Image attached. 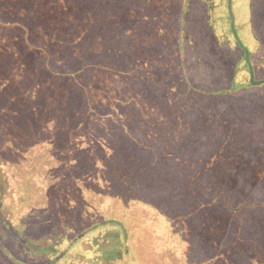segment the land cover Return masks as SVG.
<instances>
[{
	"label": "rangeland",
	"instance_id": "1",
	"mask_svg": "<svg viewBox=\"0 0 264 264\" xmlns=\"http://www.w3.org/2000/svg\"><path fill=\"white\" fill-rule=\"evenodd\" d=\"M119 1L121 4L118 0H94L85 10L83 2L73 0H11L17 5L13 7L8 2V7L0 8L1 12L14 8L16 17L13 18L29 28L27 31L17 25L0 31V88L9 82L11 75L14 83L19 84V88L15 87L20 90L18 109H26V113L31 110L25 100L37 98L31 104L39 105L38 116H26L34 122L38 120L37 135H41L42 143L50 151V156L44 158H53L45 166L37 163L40 168H36L32 164L34 152L31 149L23 153L21 169L7 168L9 185L15 190V201L6 200L8 204L0 205V217L5 216L10 220L8 222L19 225L37 209L52 210L53 213L44 215L46 223L51 224L56 216L62 215L63 225L56 226L51 233L45 234L46 238L41 236L39 239L40 245L49 242L55 247L50 257H61L60 253L69 247L73 256L81 255L87 248L95 252L96 247H91L95 237L100 238L104 250L114 246L111 238V242L106 243L98 233H91L84 246L83 243L72 246L65 230L68 227L74 230V225H70L72 220L87 227L103 218L106 211L110 214L115 207L114 201L126 199L124 194L128 187L131 191L134 188V194L139 197L145 194V200H156L157 195L160 200L167 198L165 203L158 204L166 211L175 209L172 217L181 209H184L181 211L184 215H191L187 212L198 205L193 192H189L190 183L198 175L197 157L185 164L188 169H177L173 165L170 168L168 164L167 171L162 168L159 171L158 167L150 174L165 182H152L150 175L137 171L138 165L147 162L145 147L167 146L170 140L176 141L179 136H184L183 145L196 147L198 133L206 128L212 133V123L217 134L230 138L235 133V113L242 119L259 120L264 114V85L257 84L264 78V68L261 67L264 61V0H188L183 16L186 28L182 32L180 26H168L174 20L179 22L182 19L180 9L175 17L176 11L173 16L170 12L180 6V0ZM1 3L4 2L0 1L3 6ZM62 3L64 6L59 5ZM130 21L133 25H128ZM129 28L136 30L141 42L147 39L151 30L162 35L163 42L169 34L172 35V30L177 31L180 34L176 44L179 43L181 48V66L172 61L174 57H170L172 53L167 51L157 56L150 54L149 58L139 59L136 63L124 60V49L129 50L127 56L130 57L134 46ZM2 32L8 37L3 38ZM118 46L119 65L116 66L111 62ZM23 53L27 55L20 56ZM151 57L155 59L151 61ZM16 62L19 64L13 67ZM252 66L253 87L240 90L238 86L233 94L222 93L235 81L246 83L250 80L248 70ZM56 69L72 75H53L51 71ZM183 79L195 89L188 100L179 92ZM226 107L230 112H226ZM189 108L194 121L185 117ZM131 144L139 147V154H135L137 148L127 149ZM263 144L264 138H259L251 143V147L258 150ZM120 146L126 150L119 161V152L117 157L114 154ZM31 164L34 168L29 167ZM253 167H257L256 161ZM136 171L138 177L132 185L127 174ZM183 172L184 175L178 174ZM28 174L33 179L31 188L19 190L18 183ZM255 175L252 183L263 186L264 172ZM14 176L17 180L13 179ZM224 182L217 183L219 190L203 203L199 213L183 219L174 218L169 224L164 222L163 234L158 238L147 237L146 243L148 240L161 241L166 247L164 255L183 263V257L192 253V248L190 252L182 248L184 242L192 239L194 232L201 234L200 231L208 227L204 237L207 240L215 237L210 254L215 257L219 253V264H264L262 255L247 249L248 244L259 240L252 239L251 243L244 240L246 238L238 231V223L231 220L234 214L223 209L225 203L231 205L233 202ZM233 185L234 182L230 181L229 192H232ZM134 194H128L127 200ZM20 195H29L26 202L32 206L16 210L20 208L17 204ZM251 198L249 202L253 201ZM11 202L15 206L12 207ZM236 204L241 206L243 202ZM220 209L227 218L222 211L220 215L216 214ZM58 210L62 212L58 213ZM210 211L213 214H205ZM116 213L119 214V210ZM2 220L5 219L2 217ZM114 251L110 250L104 257L107 264H113ZM96 254L87 253L86 259L79 263L61 258L59 264H102L94 261L101 256ZM130 254L127 264L141 263L134 250ZM144 255L155 258L159 254L151 244L147 245ZM208 259L201 264L217 260ZM23 262L30 263L25 257Z\"/></svg>",
	"mask_w": 264,
	"mask_h": 264
},
{
	"label": "trees",
	"instance_id": "2",
	"mask_svg": "<svg viewBox=\"0 0 264 264\" xmlns=\"http://www.w3.org/2000/svg\"><path fill=\"white\" fill-rule=\"evenodd\" d=\"M3 3H1L3 6H0V8H5V6L8 7V2L13 5V7L16 4L12 3L11 0H0ZM66 2L69 0H65ZM76 3L83 2V6L85 7V10L88 9L90 5L93 4L94 0H73ZM188 0H180V6H177L174 10L170 11L171 15H177V9H180L182 12V19L181 21L176 20L173 21L172 24H169V27H177L180 26L181 32L186 28V19H183V16L186 12V3ZM118 2L121 4V1L118 0ZM20 5V3H18ZM60 6H64V4H59ZM179 5V4H177ZM32 8V7H29ZM14 8L12 10L7 9L5 12L0 11V31H6V28H9L12 26V28L16 27L17 25L20 26L23 30H29V28H26V26L22 25V23H17L18 19L13 18L16 17V14H13ZM133 25V22L130 21L128 25ZM172 28V29H173ZM129 32L132 33V36L134 38V46H133V52L130 54L131 56L128 57L127 53L129 52L128 49H124L126 52V58L124 60H129L130 62L136 63L139 59L149 58L150 54H153L154 56H157L162 54L163 52L167 51L171 54L170 57H174L172 61L176 64L181 62L179 60V57H181V48L178 42L179 35L177 31L172 30V35L169 34L168 37H166V41H162V35L159 36L154 31L151 30V32L148 33L147 39L144 42H141L139 40V36L133 29L129 28ZM14 31V30H13ZM1 34V33H0ZM3 38H7L8 35L5 36V33H3ZM108 33H105L107 35ZM26 40V37H25ZM129 42L132 43L130 40ZM27 55L26 53L21 54ZM32 57V56H31ZM155 58L151 57V61H153ZM36 60V59H34ZM264 60V59H263ZM136 61V62H135ZM20 62V61H19ZM19 62H16L13 67L16 66V64H19ZM93 63V62H92ZM117 64L119 65V46L115 48L114 56L112 59L111 64ZM94 64V63H93ZM261 67L264 68V61L261 63ZM20 70V69H19ZM24 71V70H22ZM57 71V72H56ZM56 71H51V73L57 74V76L61 77H69L72 75L71 72L67 73H61L59 69H56ZM181 74L184 73V69L181 68ZM251 79L254 81V68L253 66L249 68L248 70ZM182 76V75H181ZM53 78V77H52ZM184 78V76H183ZM51 79V78H50ZM248 80L245 82H238L235 81V83L231 84L229 90H223L222 93L224 94H233L235 88L238 86L241 87L240 90H248L251 87H253L254 82L252 80ZM23 80V79H22ZM24 81V80H23ZM238 84V85H237ZM257 84L264 85V78L260 80ZM19 84L14 83V80L11 75H9V82L2 86L0 89L2 92H0V205H6L9 201H15V198H13V192L14 189L11 190V186L8 182V170L7 168H12L13 170L15 168L16 171H18L16 168H22L21 166L23 164V153L27 152L28 150H33L34 155L32 159V164L36 165V168H40V165L45 166L47 162L53 161V158L50 157V159H45L44 157L46 155L50 156V151L46 148L42 142L41 135L38 134L37 127L39 126L38 120L35 122L31 117H28L26 115L38 116L37 107L39 105L34 106V101H37V98H28L25 101L27 102V107L31 110L30 113H26V109H18V90ZM20 91V90H19ZM195 89L192 85H188L185 79H183L182 88L180 89V95L182 98L189 99L191 92ZM171 94H174L173 92ZM45 104V102H44ZM192 109L189 108L187 112L185 113V117L190 118L191 121H194L191 119V111ZM226 112H230L228 107H226ZM230 116H233L230 113ZM229 116V117H230ZM229 125L226 127L228 128ZM212 128L214 129V133H210L209 129H203L201 132L198 133L195 141V146H185L182 143V140L184 136H179V138L175 140H170L169 145L164 146L161 145L158 147V144L153 145L156 147H150L147 146L145 149L148 151V157L147 162L144 164L138 165V172H141L145 175H150V180L152 182H162L165 180L159 177H154L151 174L152 172L156 171L158 168L159 171H161V168L163 171L166 170V166L171 168L173 167L177 169H188L187 165H185L187 162L193 160L194 156L197 157V177L194 182L190 183L191 188H189V192L195 195V200H197V195L199 191H202L203 188L201 187V180L198 178L199 175H201V160L198 159V149L201 148V145L198 147V136L201 137L204 135H208L209 138H216L217 135H221V140H217V148L218 151L216 152L218 155L216 156L217 159V165H219L218 158L221 159L222 162H225L227 158L235 159L233 156H235V151L231 147V144L229 143V140H232L234 138L233 135L230 136V138L227 139V136L222 134H217L216 128L214 123H212ZM253 132L257 131L261 133V136H264V114L262 115V118L258 120L253 126H252ZM25 131V132H24ZM186 136V135H185ZM249 139L244 142V144L247 147V155H253L256 154L257 156L264 154V147L263 145H260L258 150H254L251 147V143H253L254 140L259 139L258 135H251L248 137ZM35 139V140H33ZM181 139V140H180ZM33 140V141H31ZM40 142L35 144L36 142ZM21 142H25L24 145L21 144ZM27 142H30V145H27ZM34 144V145H33ZM155 144V143H154ZM230 147V148H228ZM137 148V149H135ZM139 147L131 144L127 149H135V154H139ZM153 148V149H152ZM228 148V149H227ZM124 149L122 146L117 148L116 153L114 154L116 157L118 156L119 152V161L120 157ZM142 150L141 148V156H142ZM193 153L192 151H195ZM244 151H242V154ZM195 154V155H193ZM116 157L113 156V159ZM134 158V157H133ZM238 158V157H236ZM155 161L157 164H155ZM38 163V164H37ZM29 165L31 168H34V165ZM205 165V164H204ZM131 172L127 174L130 179H128L129 182L133 185L135 177H138V173ZM151 173V174H150ZM183 173H178L184 175ZM220 176H223L220 174ZM13 179H16V176L13 177ZM17 180V179H16ZM15 180V181H16ZM218 181V179H217ZM219 183L223 182L222 180L218 181ZM232 182H236L232 180ZM128 183V182H126ZM177 184L179 183L176 182ZM33 184V179L31 175H25L23 177V180L18 183V189L25 190L27 187L28 189L31 188ZM200 185V188L198 186ZM217 185V184H216ZM54 186V183L52 184ZM17 189V190H18ZM194 191H193V190ZM154 190V189H153ZM129 191V192H128ZM128 191L126 194H134V188L131 191V187H128ZM161 192H164L161 190ZM187 193V192H186ZM122 194V193H121ZM38 196V195H37ZM124 201L122 199H118L117 201H114L115 207H113L112 210L109 212H105L103 215L104 217L100 220L95 221L94 224H90L89 226L82 227L80 222H75L72 220V223H70L71 226H73L72 230L71 228H67L65 230L66 235H68L66 238L69 240V243L74 246L75 244H82L83 246L85 244V239L89 238L91 233H98L100 237H103V240L108 243L110 238L115 243L114 246L107 249H103L100 246L99 240L100 238L95 237V242L92 243V246L96 247L97 251H92V249L87 248L85 249V252H83L81 255H75L73 256L70 251V247L66 249V251L61 252V257H50L52 253L55 251V247L53 245H50L49 242H47L45 245L39 244V239L41 236L47 237L45 234L51 233L53 228H60V226L63 225V221L61 219L62 215L56 216V219H54L51 224L46 223L45 214H51L53 213L52 210H39L37 209L34 211V213H31L30 215H27L23 221V224L19 225H13L12 223L8 222L9 219H7L5 216L0 217V264H24L23 259L24 257L29 260V264H59L61 261V258H66L67 260H74L76 262H80L86 259L85 255L87 253H92L93 255H97L96 253H99L101 256L94 259L95 262L107 264V261L104 260V257L107 256V254L110 252V250H115L113 252V264H127L128 259L130 258V253L137 255V258L141 260L140 264H190L189 262H192L191 264H198L200 262L204 263L205 261H208L211 257L216 258V261H213L211 264H219L220 261H218V258L220 257L219 253L215 254V257L213 254H210V251H213L212 244H214V241H216L215 237L212 239H208L205 236V231H207L206 227L203 229L201 234L193 233L192 239L186 240L185 245H182V248H185V252H190V248H192V253L190 255H186L185 257L179 258L182 259L181 263L180 261L171 260L169 257H166L164 255L166 251V247L161 244V241L156 240H148L149 243H146L147 240H145L147 237L148 239L151 238H158V236H161L163 234L164 230V222L169 224L168 222H172L174 218H180L183 219L187 218V216H191L194 213H199L201 211V206L203 203H199L195 209H192L191 211H188L187 213L191 215H184L181 211L184 209L178 210L175 216L172 217V214L174 213L175 209H168L166 211L162 208V206L158 203H165L167 201V198H162L160 200V196L157 195V199L153 200H145V194H141V197L137 196L136 193L134 195H131L129 200H127V197ZM42 196L39 194V198ZM50 197V193H49ZM173 195L170 197L172 198ZM187 197H190L189 193H187ZM233 197V196H232ZM19 200L17 201V204L20 206V208L16 210H23L27 209L28 207L32 206L31 204H28L26 200H28L29 195L26 196H18ZM147 198V197H146ZM175 199H178V197L175 196ZM33 200V199H32ZM234 200V197H233ZM253 201H244L241 206H236L237 202H232L231 205H227L225 203L223 205V209L229 211L230 213L234 214L232 217L236 221V224L238 223V231L243 234V238H246L244 240L251 243L250 240L252 239H258L259 241L254 242L252 244H248L247 249H251L252 251L256 252L257 255L264 257V195H258L253 196L251 198ZM13 202L10 203V205L13 207L15 205H12ZM132 202V204H130ZM197 202V201H196ZM22 204V205H20ZM4 207V206H3ZM52 208V206H51ZM8 210V209H7ZM14 210V209H13ZM34 209H31V211ZM119 210V214L116 212ZM228 217L225 212L220 209L217 211L216 214L220 215V212ZM62 211L58 210V213H61ZM213 211L206 212V215L213 214ZM186 213V214H187ZM214 214V215H216ZM65 215V214H64ZM196 216V215H195ZM235 216V217H234ZM23 220V219H22ZM230 220V221H231ZM10 221V220H9ZM228 221V220H227ZM73 224V225H72ZM55 225V226H54ZM246 234V235H245ZM238 237V236H237ZM43 239V238H42ZM159 243V244H157ZM153 244V249L157 250V253L159 255H156L155 258H151V256L147 257L144 255L145 250L147 248V245ZM175 244V243H172ZM87 245V244H86ZM210 245V246H209ZM88 246V245H87ZM149 247V246H148ZM150 249V247H149ZM118 250V251H117ZM101 260V262H100ZM144 262H143V261ZM209 264V263H208Z\"/></svg>",
	"mask_w": 264,
	"mask_h": 264
},
{
	"label": "crops",
	"instance_id": "3",
	"mask_svg": "<svg viewBox=\"0 0 264 264\" xmlns=\"http://www.w3.org/2000/svg\"><path fill=\"white\" fill-rule=\"evenodd\" d=\"M255 82V81H253ZM214 110V109H212ZM236 120L233 125L235 133L233 135L231 147L235 151V159L227 158L225 162H222L218 158L219 165H217L216 152L217 140H221L224 137L217 135L216 138H209V136H198V159L201 160V175L198 177L201 180L202 191L196 193L197 204L209 201L211 197L219 190L217 183L219 180L225 181V190L234 197V202H244L249 197L264 195V185L259 183H252L256 179L255 173L264 172V155L257 156L256 154L247 155V147L244 144L247 138L253 135H258V138H264L261 133L253 132L252 126L259 120L258 118H239V114L235 113ZM250 129V130H248ZM249 131H251L249 133ZM214 133V129H212ZM227 139L229 138L228 135ZM264 147V144H263ZM230 148V147H228ZM227 148V149H228ZM231 149V148H230ZM242 151L244 153L242 154ZM238 157V158H236ZM257 163V167H253V162ZM205 164V165H204ZM222 174L223 176H220ZM218 179V181H217ZM237 180L232 188V192H229L230 181ZM200 188V185L198 186ZM209 218V216H206Z\"/></svg>",
	"mask_w": 264,
	"mask_h": 264
}]
</instances>
